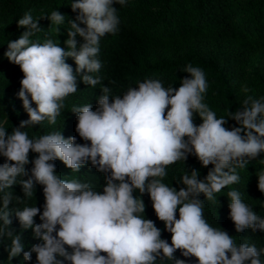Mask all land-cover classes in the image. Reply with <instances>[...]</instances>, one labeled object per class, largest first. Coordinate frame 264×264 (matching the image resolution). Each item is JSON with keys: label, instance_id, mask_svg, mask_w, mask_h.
I'll list each match as a JSON object with an SVG mask.
<instances>
[{"label": "clouds", "instance_id": "9594fccd", "mask_svg": "<svg viewBox=\"0 0 264 264\" xmlns=\"http://www.w3.org/2000/svg\"><path fill=\"white\" fill-rule=\"evenodd\" d=\"M127 2L73 0L71 8L78 15L69 21L64 41L67 50L60 46V40H32L43 31L41 19L57 25L60 33L66 17L58 10L35 20L31 11L25 12L18 27L26 30L19 39L7 43L4 55L24 74L18 97L29 116L10 134L0 125V155L6 158L0 164V243L10 241L8 260L23 254L24 261L30 262L36 253L37 264H157L158 259L187 264L185 259L176 258L180 250L183 257L197 258L198 264H264V247L237 244L227 231L211 226L204 218V200L199 198L203 193L215 202V193L239 182L237 167H245L264 153V97L247 96L240 109L217 118L204 102L208 83L203 69L188 64L181 71L190 78L184 77L178 89L146 79L115 97H110L111 89L104 86L96 110L91 104L73 106L76 131L84 144L75 136L65 138L62 132L29 138L24 131L45 119L54 124L64 99L77 92L78 78L93 87L100 83V77L92 75L102 67L100 41L118 31L121 21L114 5L126 6ZM77 36L84 41L79 46ZM68 58L75 61V70L66 62ZM242 91L250 90L244 86ZM195 113L203 121L198 126ZM229 118L240 126L226 128ZM30 151L38 154L33 161L29 160ZM189 154L204 167H214L204 179L196 170L185 173L177 183L186 187L179 191L163 183L166 168L187 160ZM57 159L75 172L91 163L105 173L103 192L76 179H61ZM29 163L34 165L30 172L26 168ZM257 175L258 188L264 192V168ZM15 184L21 185L23 197L6 191ZM37 184L43 186L45 196L42 214L39 207L25 204ZM136 190L141 196L150 195L158 219L172 234L171 244L161 238V229L154 221L140 215L146 206L134 196ZM228 197L237 233L246 229L264 232V218L237 190L229 191ZM13 202L25 206L10 208ZM13 215L23 229H32L34 238L42 242L26 251L22 234L10 227ZM38 215L39 224L35 221Z\"/></svg>", "mask_w": 264, "mask_h": 264}, {"label": "trees", "instance_id": "16d2710c", "mask_svg": "<svg viewBox=\"0 0 264 264\" xmlns=\"http://www.w3.org/2000/svg\"><path fill=\"white\" fill-rule=\"evenodd\" d=\"M72 2L73 0H0V125L9 134L19 127L22 120H28L29 116L23 107V101L18 97L24 74L19 65L11 63L4 55L7 43L19 39L26 30L18 27V20L25 12L31 11L35 20L58 10L66 17L64 25L59 26L60 33L56 30L57 25H52L48 19H41L39 23L43 31L37 32L32 40H39L41 43L45 39L60 40V46L66 49L64 41L68 38L69 21L75 20L78 15V11L73 12L71 8ZM233 3L242 14L241 20L233 16L230 0H128L126 6L114 5L118 9L121 23L114 35L109 33L101 38L98 58L102 67L98 73L92 74L100 77V83L93 87L78 78L77 92L64 99V107L54 124L45 119L39 125L30 126L24 131L29 138L62 132L65 138L75 136L78 143L84 144L86 141L76 131L78 121L77 114L71 112L73 106L91 104L93 110H96L104 86L111 89L110 97H115L123 95L131 87H138V83L146 79H157L165 88L173 86L178 89L184 77L190 78V74L181 71L188 64L203 69L208 83L204 102L216 113L217 118L227 117L229 111L240 109L247 96L257 99L264 97V71L249 74L247 67V63L264 50V0H233ZM81 27L84 25L81 24ZM77 41L78 46L84 43L79 36ZM66 62L75 70L76 64L72 58H68ZM244 86L250 91H242ZM32 106L36 107L35 103ZM202 122L199 114L195 113L194 123L198 126ZM234 126L240 125L229 118L225 127L231 130ZM87 143L90 145V141ZM37 156V153L30 151L29 160L33 161ZM5 160L0 155V164L5 163ZM262 161L264 153L245 167H237L239 182L215 193V202L207 200L203 193L199 196L204 200V218L211 226L227 231L237 244L247 242L256 244L258 248L264 247V232H253L252 229H246L243 233L236 232L234 222L230 219L228 192L237 190L242 200L264 218V192L258 188L257 175L264 168ZM55 164L61 179H76L103 192L106 174L99 172L91 163L82 166L79 172L71 170L59 159ZM33 166L29 163L26 168L30 172ZM213 167L214 165L204 167L195 155L189 154L187 160L177 161L166 168L167 175L162 178V182L179 191L181 187H186L177 183L185 173L190 175L196 170L199 178L204 179ZM6 191H11L16 196L24 195L19 184ZM134 196L141 198L146 206L145 213L140 215L154 221L161 229V238L171 244L172 234L167 231L165 223L158 219L150 195L145 193L141 196L136 190ZM25 204L39 207L42 214L45 204L42 185H36L33 197L26 200ZM25 204L15 205L13 202L9 207L22 209ZM176 215L178 219V210ZM11 219L10 227L22 234L26 251L42 242L34 238L32 229H23L15 215ZM35 221L37 224L41 223L39 215ZM9 245L10 241L7 240L0 243V264H37L36 253H32L30 262L24 261L23 254L9 261ZM175 256L185 259L187 264H198L197 258L183 257L180 250L176 251ZM261 259L264 260V255ZM157 264L174 262L158 259Z\"/></svg>", "mask_w": 264, "mask_h": 264}, {"label": "rangeland", "instance_id": "374dc122", "mask_svg": "<svg viewBox=\"0 0 264 264\" xmlns=\"http://www.w3.org/2000/svg\"><path fill=\"white\" fill-rule=\"evenodd\" d=\"M231 10L234 17L241 20V12L230 0ZM249 74L264 71V50L260 51L252 60L247 63Z\"/></svg>", "mask_w": 264, "mask_h": 264}]
</instances>
